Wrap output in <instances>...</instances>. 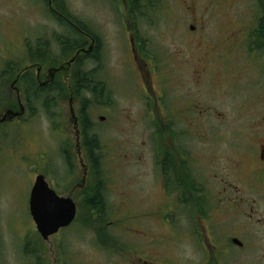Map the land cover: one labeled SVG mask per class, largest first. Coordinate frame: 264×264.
Masks as SVG:
<instances>
[{"label": "rangeland", "instance_id": "374dc122", "mask_svg": "<svg viewBox=\"0 0 264 264\" xmlns=\"http://www.w3.org/2000/svg\"><path fill=\"white\" fill-rule=\"evenodd\" d=\"M66 1L70 12L97 36L96 50L95 38L87 33L84 47L67 56L61 53L56 35L68 30L52 17L45 0H0V264H129L133 256L158 264L147 260L146 248L151 247L165 249L171 257L202 258L187 237L178 242L174 213L166 217V208L155 210L161 189L155 163L158 133L186 131L188 126L159 121L160 110L148 99L151 91L148 96L144 90L150 85L149 67L138 66L143 60L150 67L158 66V74H152L156 95L165 84L170 103L175 99L181 109L189 101L198 104L199 118L191 130L211 131V139L195 146L207 163L220 167L234 157L244 158V148L252 146L250 136L259 127V115H264V86L256 85L254 54L246 41L252 26L242 28V51L236 50L232 36L217 41L213 49L212 39L186 34L188 23L197 19L234 28L252 22L257 0H197L196 7L191 5L193 0H143L136 11L132 0ZM208 31L214 34L215 29ZM42 39L52 48L44 62L30 56ZM211 51L213 80L206 83L205 74L201 80L193 79L185 59ZM140 53L154 56L143 59ZM78 67L96 83L103 81L106 94L94 95L92 87L75 91ZM52 68L59 69L56 82L65 92L49 103L51 112L38 105V113H31L19 79L29 71L42 83ZM83 99L91 133L100 139L96 175L80 139ZM172 108H167V114H173ZM241 135L247 136L245 146L234 138ZM248 161L245 158L243 163ZM39 174L59 195L77 203L74 222L48 240L41 237L29 209ZM95 176L108 201V213L100 222L85 208ZM113 240L117 246H111ZM127 246L135 250L127 252Z\"/></svg>", "mask_w": 264, "mask_h": 264}, {"label": "flooded vegetation", "instance_id": "af4514ba", "mask_svg": "<svg viewBox=\"0 0 264 264\" xmlns=\"http://www.w3.org/2000/svg\"><path fill=\"white\" fill-rule=\"evenodd\" d=\"M193 2L194 4L191 5L196 7L197 0ZM256 11L257 15L252 22L237 25L235 28L221 21L220 24L210 26L203 23L204 20H192L193 22L187 25L189 33L186 36L212 39L213 49L217 41L232 36V40L237 44L236 50L242 51L239 36L244 26L251 25V34L246 41L249 44V52L254 54L253 65L258 72L256 81H259L256 85L261 88L264 86L262 85L264 43L258 39L264 29V0H257ZM209 27L215 29L214 34H209ZM81 33L86 38L89 36L83 31ZM94 40L97 43L96 50L98 39ZM134 53L136 59L137 53L136 51ZM205 54L208 55L204 56ZM213 55L214 51H211L203 53L198 58L185 59V64L189 65V68L191 66L193 79L201 80L204 77L200 79V76L205 74L206 83L213 80ZM141 56L144 55L140 53ZM151 56L154 55L148 53L143 59L149 60ZM143 61V65L138 63V67L144 68V65H148L150 78V85L147 88L144 86L145 95L149 96L151 91L148 99L154 101L159 108L161 114L159 121L163 124H175L179 121L188 126L186 131L174 129L158 133L160 145L155 163L161 189L160 203L155 210L166 208V217L174 213L175 232L180 236L178 242H182L187 237L193 248L200 251L202 256L198 258L199 256L196 255L190 259L171 257L164 252L165 249L151 247L146 248L148 249L146 255L149 257L147 260L158 261V264H264V125H262L264 115H259V127L250 136L253 139L252 146L244 148L242 153L245 155L244 158L234 157V161L230 160V163L220 167L209 164L203 159L202 154L196 151L195 146L199 141L203 143L211 139V131L198 133L191 130V125L199 118L198 104L195 102L190 104L189 101L181 109L180 103H176L175 99H171L170 103L169 95L165 92V84L157 95L153 93L152 74H158L156 73L158 66L152 64L154 66L150 67L148 61ZM237 62L239 63L238 60ZM61 68L63 69V66ZM56 72H59V69L52 68L50 77L47 76L48 80L42 83L40 81V84L54 83ZM171 106H173L171 109L173 114H167ZM81 130L79 128L80 139L84 144L83 130ZM234 138L245 146L243 140L247 136L241 135L239 139ZM245 158H248V164L243 163ZM158 220L164 225L163 219ZM161 247L165 248L166 245ZM126 250L129 252L135 249L127 246ZM252 251H254L253 256L250 255ZM246 253H250L248 259ZM139 263L147 264V261L134 256L129 261V264Z\"/></svg>", "mask_w": 264, "mask_h": 264}, {"label": "trees", "instance_id": "16d2710c", "mask_svg": "<svg viewBox=\"0 0 264 264\" xmlns=\"http://www.w3.org/2000/svg\"><path fill=\"white\" fill-rule=\"evenodd\" d=\"M49 6V10L52 13V17L58 20L63 26L67 27L68 33L56 35V40L61 47V53L65 56L77 52L82 47L87 44V38L82 35V31L84 33H88L93 35L94 38L95 33L91 30L89 25L82 21L80 18L72 14L69 9V5L66 0H45ZM152 2L154 0H151ZM144 2H146L144 0ZM143 0H132L131 4H134L133 9L136 11L143 4ZM70 22V24L68 23ZM264 28V27H263ZM260 38L258 39L261 43H264V29H262V33L260 34ZM35 51V52H34ZM52 48L51 44L48 40L43 39L39 42V46L35 49L30 50V56L32 59H36L37 61L44 62L46 58L51 56ZM84 59L88 58L89 55H83ZM83 56L79 57L77 63L81 61ZM92 59H98L97 56H90ZM10 68L12 67L9 65ZM93 76H87L83 74L81 68L78 67L77 74L75 75L76 83L75 91L87 90L92 87V93L97 95L100 92H104L106 94V86L103 81H98L96 83L93 80ZM20 83L26 90V103L31 113H38L36 110L38 105H42L45 110L51 112V107L49 103L52 104L53 101L57 100L58 96H61L63 92H65L64 86H60L56 81L50 85H41L34 77L29 74V71L23 73L19 79ZM77 93V92H76ZM87 100L83 99L82 103V125H83V135H84V145L87 148L88 156L92 160V168L93 172L99 173V163L97 164L96 153L98 149H100V139L96 134L91 133L90 123L88 114L86 112ZM99 176V174H98ZM96 177V176H95ZM93 190V191H92ZM93 192L91 195H87V199L85 200V208L91 214L95 215L96 221L100 222L105 219V214L107 212L108 202L105 200L104 195H102L101 191V182L98 183V177H96V185L91 188ZM99 218V219H98ZM99 230V229H98ZM117 242L115 240L111 241V246H117Z\"/></svg>", "mask_w": 264, "mask_h": 264}, {"label": "water", "instance_id": "95a60500", "mask_svg": "<svg viewBox=\"0 0 264 264\" xmlns=\"http://www.w3.org/2000/svg\"><path fill=\"white\" fill-rule=\"evenodd\" d=\"M29 209L41 237L48 240L74 222L77 203L71 197L59 195L46 176L39 174L31 189Z\"/></svg>", "mask_w": 264, "mask_h": 264}]
</instances>
